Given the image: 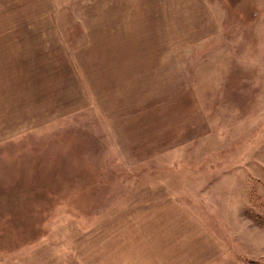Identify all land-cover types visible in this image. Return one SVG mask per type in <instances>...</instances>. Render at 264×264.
<instances>
[{"label": "rangeland", "instance_id": "rangeland-1", "mask_svg": "<svg viewBox=\"0 0 264 264\" xmlns=\"http://www.w3.org/2000/svg\"><path fill=\"white\" fill-rule=\"evenodd\" d=\"M158 178L228 182L207 204L264 264V0H0V259Z\"/></svg>", "mask_w": 264, "mask_h": 264}, {"label": "crops", "instance_id": "crops-1", "mask_svg": "<svg viewBox=\"0 0 264 264\" xmlns=\"http://www.w3.org/2000/svg\"><path fill=\"white\" fill-rule=\"evenodd\" d=\"M131 182L111 181L109 187L131 189L122 196L110 194L108 205L91 218H76L83 247L81 242L78 247H28L27 253L0 259V264H250L234 253L231 247L241 248L242 242L230 241L224 222L238 216L212 209L213 203L221 205L216 200L207 204L210 186L229 187L228 182ZM103 199L95 197L94 203ZM231 210L238 211L236 206Z\"/></svg>", "mask_w": 264, "mask_h": 264}]
</instances>
